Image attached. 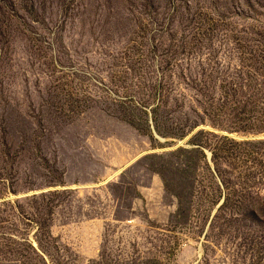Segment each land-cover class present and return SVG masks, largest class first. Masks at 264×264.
I'll return each instance as SVG.
<instances>
[{
	"label": "rangeland",
	"instance_id": "374dc122",
	"mask_svg": "<svg viewBox=\"0 0 264 264\" xmlns=\"http://www.w3.org/2000/svg\"><path fill=\"white\" fill-rule=\"evenodd\" d=\"M0 264H264V0H0Z\"/></svg>",
	"mask_w": 264,
	"mask_h": 264
},
{
	"label": "bare ground",
	"instance_id": "6f19581e",
	"mask_svg": "<svg viewBox=\"0 0 264 264\" xmlns=\"http://www.w3.org/2000/svg\"><path fill=\"white\" fill-rule=\"evenodd\" d=\"M119 171V170H118Z\"/></svg>",
	"mask_w": 264,
	"mask_h": 264
}]
</instances>
